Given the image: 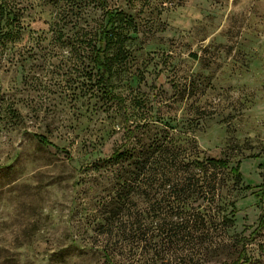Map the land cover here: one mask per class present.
<instances>
[{
    "label": "rangeland",
    "instance_id": "rangeland-1",
    "mask_svg": "<svg viewBox=\"0 0 264 264\" xmlns=\"http://www.w3.org/2000/svg\"><path fill=\"white\" fill-rule=\"evenodd\" d=\"M117 10L113 99L92 56ZM129 127L137 149L160 138L240 164L239 183L221 175L220 244L170 264H264V0H0V264H105L96 225ZM137 246L117 259L168 264Z\"/></svg>",
    "mask_w": 264,
    "mask_h": 264
},
{
    "label": "trees",
    "instance_id": "trees-1",
    "mask_svg": "<svg viewBox=\"0 0 264 264\" xmlns=\"http://www.w3.org/2000/svg\"><path fill=\"white\" fill-rule=\"evenodd\" d=\"M2 7L1 12L6 13L7 22L11 25L15 17L11 9H5V5ZM107 13V24L93 46L92 60L97 67L98 82L103 92L110 98L118 99L112 92L109 76L116 54L110 57L109 49L116 44L114 38L119 35L115 31L116 21L127 20L122 10ZM128 23L131 25V19ZM134 136V129L129 127L126 142L109 158L114 166L112 183L99 208L101 216L96 225L98 232L107 238L101 247L104 263L123 264L116 253L117 243L120 242L125 245L135 241L137 248L150 247L149 250L159 259L167 257L168 264L172 255L191 246H203L204 249L217 247L220 241H215L214 234L222 235L228 221L231 222L225 215L216 220L225 186L221 175L229 170L235 183H239L240 164L230 165V161L222 157H192L181 144L168 143L160 138H150L137 149L135 145H128ZM40 143L52 144L46 137H41ZM152 188H162L161 197L151 200L147 208L140 207L136 196H147ZM148 218L150 221H147ZM261 221L264 222V214ZM149 232L153 234L148 238L146 235ZM189 262L203 264L199 259ZM164 263V260L160 262Z\"/></svg>",
    "mask_w": 264,
    "mask_h": 264
}]
</instances>
